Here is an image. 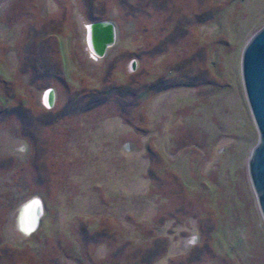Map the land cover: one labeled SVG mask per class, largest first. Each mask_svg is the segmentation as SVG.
<instances>
[{
	"label": "rangeland",
	"instance_id": "rangeland-1",
	"mask_svg": "<svg viewBox=\"0 0 264 264\" xmlns=\"http://www.w3.org/2000/svg\"><path fill=\"white\" fill-rule=\"evenodd\" d=\"M262 26L264 0H0V264H154L173 240L167 264H264L241 75Z\"/></svg>",
	"mask_w": 264,
	"mask_h": 264
},
{
	"label": "water",
	"instance_id": "water-1",
	"mask_svg": "<svg viewBox=\"0 0 264 264\" xmlns=\"http://www.w3.org/2000/svg\"><path fill=\"white\" fill-rule=\"evenodd\" d=\"M114 24L110 22L104 43L114 42ZM107 48H104V51ZM241 75L246 99L258 132V141L248 158V173L264 219V26L246 42L241 57Z\"/></svg>",
	"mask_w": 264,
	"mask_h": 264
},
{
	"label": "bare ground",
	"instance_id": "bare-ground-1",
	"mask_svg": "<svg viewBox=\"0 0 264 264\" xmlns=\"http://www.w3.org/2000/svg\"><path fill=\"white\" fill-rule=\"evenodd\" d=\"M110 23L107 22H99V23H91L88 25V44L89 46L97 53L102 54L104 52V48H107L112 42L104 43V34L108 31V26ZM115 28V27H114ZM116 33V28H115ZM45 102L48 105H52L54 102V94L53 90H49L45 95ZM43 214V203L40 198H34L26 202L21 211L20 215V225L21 229L24 232V228H31V232H34L37 228L38 223L40 222L41 215ZM30 232V233H31ZM26 233V234H30Z\"/></svg>",
	"mask_w": 264,
	"mask_h": 264
},
{
	"label": "crops",
	"instance_id": "crops-1",
	"mask_svg": "<svg viewBox=\"0 0 264 264\" xmlns=\"http://www.w3.org/2000/svg\"><path fill=\"white\" fill-rule=\"evenodd\" d=\"M161 95H163V93H159V96H161ZM151 117V116H150ZM165 140L161 143L162 144V147H164L165 149H167L168 148V145H169V139H168V137L167 138H164ZM124 141H129V142H131V146H132V150H134V148H135V145H136V142H135V139H133V138H131V137H129V138H127V139H125ZM124 141H121V142H119L118 143V145H117V150H119V152L121 151V148H122V144H123V142ZM140 141H142V139L140 140ZM154 143V142H153ZM141 145L139 146L140 147V149H141V152L143 151V146H142V143H140ZM136 149V148H135ZM116 150V151H117ZM115 151V154H117V152ZM156 151V150H155ZM135 154H138V153H136V152H134V154H133V157L135 156ZM155 154V153H154ZM156 154H157V156L159 155L160 156V158H161V153H159L158 151H156ZM110 209V208H109ZM108 209V210H109ZM159 210V209H158ZM110 211V210H109ZM159 217V216H158ZM163 219V221L161 222V226L162 227H159V228H161V229H159V234L158 235H160V236H158V238H159V240L160 239H163L164 237H166V236H164L165 234H166V229H167V227L169 226V225H172V226H174V224H173V221H171V219H167V218H165V217H162ZM153 219V218H152ZM159 219H161L160 217H159ZM40 227V223H39V225H38V227H37V230L39 231V228ZM194 227V226H193ZM195 228H196V225H195ZM195 228H191L190 227V230H188L189 232L188 233H185L186 235V237H187V241H188V237L189 236H194L193 237V239H198V232H197V230L195 229ZM179 230H183V228H178ZM22 230V229H21ZM173 232H175V231H173ZM32 233V232H31ZM30 233V234H31ZM168 237V236H167ZM181 243V241H172L171 242V244H173V245H179ZM157 244L158 245H160L158 242H157ZM171 244H169V247L167 248V249H161V250H157V253H156V256H153L152 258H153V260H156L157 259V262H155L154 264H167L168 263V261L171 259V256H173V255H176L175 254V252L172 250L173 248H172V245ZM160 247V246H159ZM162 256V257H161ZM155 258V259H154ZM159 258V259H158ZM70 263L71 264H79L78 262H77V260L76 259H71L70 260ZM202 264H210L209 262L208 263H202Z\"/></svg>",
	"mask_w": 264,
	"mask_h": 264
},
{
	"label": "clouds",
	"instance_id": "clouds-1",
	"mask_svg": "<svg viewBox=\"0 0 264 264\" xmlns=\"http://www.w3.org/2000/svg\"><path fill=\"white\" fill-rule=\"evenodd\" d=\"M31 230H32L31 228H27V227H26V228H24V232H25V233H30V232H31Z\"/></svg>",
	"mask_w": 264,
	"mask_h": 264
},
{
	"label": "trees",
	"instance_id": "trees-1",
	"mask_svg": "<svg viewBox=\"0 0 264 264\" xmlns=\"http://www.w3.org/2000/svg\"><path fill=\"white\" fill-rule=\"evenodd\" d=\"M159 91H162V89H159ZM156 253H157V251H155V252L152 254V256H150V259H151L153 256H156Z\"/></svg>",
	"mask_w": 264,
	"mask_h": 264
}]
</instances>
